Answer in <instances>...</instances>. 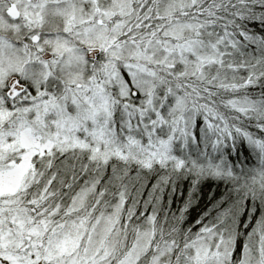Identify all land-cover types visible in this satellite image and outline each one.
Wrapping results in <instances>:
<instances>
[{"label": "snow or ice", "instance_id": "obj_1", "mask_svg": "<svg viewBox=\"0 0 264 264\" xmlns=\"http://www.w3.org/2000/svg\"><path fill=\"white\" fill-rule=\"evenodd\" d=\"M0 264H264V0H0Z\"/></svg>", "mask_w": 264, "mask_h": 264}]
</instances>
